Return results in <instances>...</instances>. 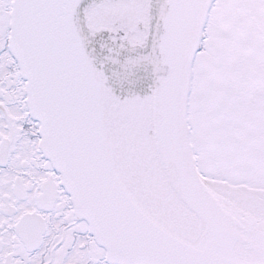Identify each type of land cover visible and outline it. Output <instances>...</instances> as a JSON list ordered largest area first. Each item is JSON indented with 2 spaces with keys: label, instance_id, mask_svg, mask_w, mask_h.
I'll list each match as a JSON object with an SVG mask.
<instances>
[{
  "label": "snow or ice",
  "instance_id": "1",
  "mask_svg": "<svg viewBox=\"0 0 264 264\" xmlns=\"http://www.w3.org/2000/svg\"><path fill=\"white\" fill-rule=\"evenodd\" d=\"M0 264H264V0H0Z\"/></svg>",
  "mask_w": 264,
  "mask_h": 264
}]
</instances>
